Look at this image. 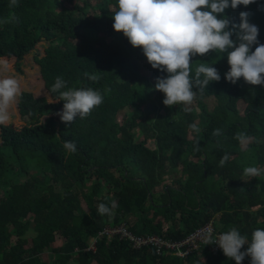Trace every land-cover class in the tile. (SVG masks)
Returning a JSON list of instances; mask_svg holds the SVG:
<instances>
[{
    "label": "trees",
    "instance_id": "trees-1",
    "mask_svg": "<svg viewBox=\"0 0 264 264\" xmlns=\"http://www.w3.org/2000/svg\"><path fill=\"white\" fill-rule=\"evenodd\" d=\"M9 5L0 0V67L19 71L38 42L49 45L34 59L39 75L31 79L46 95L21 92L17 110L24 123L0 125V264H236L208 245L181 258L151 247L135 250L99 233L125 222L134 235L179 241L213 221L216 232L235 227L250 241L254 230L264 229V172L244 175L249 166L264 169V85L228 82L225 53L196 55L192 75L205 63L217 68L220 81L198 92L190 112L167 107L155 90L167 73L153 69L144 54L137 57L143 50L113 28L117 0ZM241 12L250 13L264 44V0L218 18L240 23ZM57 77L67 88L100 91L103 102L66 125L57 115L64 101L54 102L59 94L50 91ZM193 123L198 133L190 130ZM214 129L222 134L213 137ZM237 132L254 139L242 146ZM138 134L146 136L139 141ZM65 141L77 151H66ZM225 153L231 159L221 167ZM101 203L111 214H98ZM92 238L95 251L88 250Z\"/></svg>",
    "mask_w": 264,
    "mask_h": 264
},
{
    "label": "clouds",
    "instance_id": "clouds-1",
    "mask_svg": "<svg viewBox=\"0 0 264 264\" xmlns=\"http://www.w3.org/2000/svg\"><path fill=\"white\" fill-rule=\"evenodd\" d=\"M253 3L256 0H117L118 7L112 15L113 28L117 33H123L134 48L143 50L153 69L167 73V77H158L155 84V90L164 94L163 104L167 107L183 105V111L190 112L198 92L203 93L212 82L221 79L217 68L205 63L195 68L193 76L191 60L196 55L225 53L230 65V70L225 73L228 82L236 84L243 78L249 85H264V44L258 40V26L249 22L250 13L241 12L240 23L227 16L218 18L226 9L235 10L240 5L247 7ZM16 4L17 0H10L9 6ZM253 46H256L254 51ZM85 76L89 74L85 73ZM89 79L95 81L98 78L91 75ZM194 87L198 91H194ZM50 91L59 94V99L54 102L64 101L63 110L57 115L66 125L72 124L77 117L86 118L103 102L100 91L67 88L61 77L56 78ZM18 92L17 80L0 78V119L6 118L7 108ZM189 128L197 133L200 131L197 123ZM221 134L222 129L212 132L213 137ZM234 138L242 146L254 139L241 132ZM63 147L68 152L77 151L72 141H65ZM230 159L231 156L225 153L220 158V166ZM262 172L264 169L255 166L244 168V175L248 177L260 176ZM112 207H115L114 203ZM97 211L101 216L111 214V209L104 203L98 205ZM205 241L207 245H218L236 264H242L245 257L251 258V264H264V229L254 230L250 241L235 227L217 237L209 231ZM247 245V250L241 251Z\"/></svg>",
    "mask_w": 264,
    "mask_h": 264
},
{
    "label": "built area",
    "instance_id": "built-area-1",
    "mask_svg": "<svg viewBox=\"0 0 264 264\" xmlns=\"http://www.w3.org/2000/svg\"><path fill=\"white\" fill-rule=\"evenodd\" d=\"M209 231H211L213 237H217L221 234L216 232L214 222L209 221L202 227L191 232L187 237L179 241H173L169 239H163L154 234L145 236L134 235L127 229L126 223L123 222L113 227L104 226L100 231L99 236L105 235L108 238L118 236L119 239L126 240L135 250H139L143 247H151L158 255L170 253L183 258L194 251H197L202 245H207L205 241V235ZM95 243L96 239L92 238L90 240L88 250L95 251ZM208 246L209 249H213L215 251L222 250L218 245L215 244H208ZM178 253L182 254L178 255Z\"/></svg>",
    "mask_w": 264,
    "mask_h": 264
},
{
    "label": "rangeland",
    "instance_id": "rangeland-1",
    "mask_svg": "<svg viewBox=\"0 0 264 264\" xmlns=\"http://www.w3.org/2000/svg\"><path fill=\"white\" fill-rule=\"evenodd\" d=\"M78 4L81 5L82 0H78ZM48 45H49V42L45 41L44 39H42L40 42H38L36 44V46L34 47V49L32 51H30L27 55H25L23 57V59L21 60L20 65H19V71H16L14 68L2 69L0 67V78H13V79L17 80L18 84H19V92L16 95V97L14 98V100L8 106L7 111H6V118L0 119V125H8L11 123H16V124H23L24 123L22 118L19 116V113L17 110L18 96L21 92H31L36 97L46 95L45 91L42 88H40V86L38 85V84H40V82H38L37 84H33V83H31V79L34 77H37L39 75V67L35 63L34 59L36 57L37 58L43 57L44 50ZM142 56H143V53H139L137 55V57H139V58ZM157 76L158 75L151 77V80H150L151 83L154 81V79ZM161 76H163V74ZM147 108H149L148 103L145 105V110H147ZM124 113L127 114L128 112L125 110ZM124 113H119L117 115V121L119 123L123 122V120L125 118ZM194 113L197 114L198 111L194 110ZM145 136L146 135H141V134L137 135L139 141H142V139H144ZM148 143H149L148 144L149 146L153 147V144L151 141ZM22 179H23V177H19V178H17L16 181H20ZM132 219L133 218L130 217V218H127L126 220L131 221ZM57 241L61 242V240H59V239H57L56 242ZM55 245H58V242L55 243ZM50 258L52 259L53 256L50 255Z\"/></svg>",
    "mask_w": 264,
    "mask_h": 264
}]
</instances>
